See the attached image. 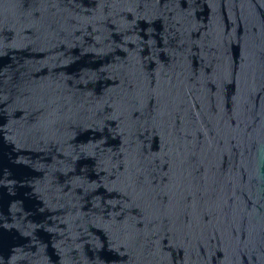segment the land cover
Returning a JSON list of instances; mask_svg holds the SVG:
<instances>
[{"label":"water","instance_id":"1","mask_svg":"<svg viewBox=\"0 0 264 264\" xmlns=\"http://www.w3.org/2000/svg\"><path fill=\"white\" fill-rule=\"evenodd\" d=\"M0 264H264V0H0Z\"/></svg>","mask_w":264,"mask_h":264}]
</instances>
